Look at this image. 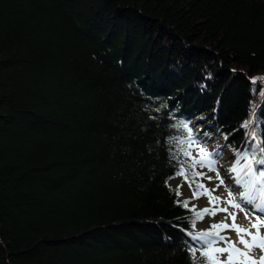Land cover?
Listing matches in <instances>:
<instances>
[{
    "label": "trees",
    "instance_id": "obj_1",
    "mask_svg": "<svg viewBox=\"0 0 264 264\" xmlns=\"http://www.w3.org/2000/svg\"><path fill=\"white\" fill-rule=\"evenodd\" d=\"M210 134L264 159V0H0V264H223Z\"/></svg>",
    "mask_w": 264,
    "mask_h": 264
},
{
    "label": "rangeland",
    "instance_id": "obj_2",
    "mask_svg": "<svg viewBox=\"0 0 264 264\" xmlns=\"http://www.w3.org/2000/svg\"><path fill=\"white\" fill-rule=\"evenodd\" d=\"M190 146V155L202 174V184L205 187L199 199L188 203L190 208L203 212L195 225V234L211 232L209 235L212 238L207 240L216 241L211 247L214 248L215 257L223 264H264L261 259L264 257V219H261L264 215L259 214L260 210L255 208V203H260V200L249 204L241 199L245 192L237 184V172L232 171L235 166L233 151L223 148L220 139L213 135L201 136L199 141L191 140ZM221 147L218 153L217 149ZM213 153L215 162L209 165V154ZM169 186L176 192L179 191L180 200L190 197L188 188L181 181H170ZM251 186L248 183L245 190H250ZM256 189L257 187L252 196H259ZM236 204L241 207H234ZM205 209L208 211L204 212ZM215 225L219 227H214ZM205 240L193 238L194 244L202 245L201 241ZM241 240L246 243H241ZM221 248L225 249L222 253L217 251Z\"/></svg>",
    "mask_w": 264,
    "mask_h": 264
},
{
    "label": "snow or ice",
    "instance_id": "obj_3",
    "mask_svg": "<svg viewBox=\"0 0 264 264\" xmlns=\"http://www.w3.org/2000/svg\"><path fill=\"white\" fill-rule=\"evenodd\" d=\"M253 82H255V81H253ZM260 151L262 153H264V148H261ZM209 155H211V154H209ZM241 158L243 160H245V162H246L245 171L247 172V175L251 178L248 183L249 184H257V182H258V186H257L256 190L259 193L258 199L260 200V203H255V208H256V210H260L262 207H264V170L257 171L256 169L253 168V164L255 163V164H259V165H264V159L256 160L254 156H249L248 154L243 155ZM212 163H214V162L209 161V165H211ZM236 163H237V165H239L240 161L237 160ZM232 171L237 172L238 168L236 166H234L232 168ZM183 174H184V169L181 168L180 172H178L177 175H183ZM197 175H200V174H197ZM185 179H187V176H185ZM209 179H211V178H209ZM221 183H223V180H221ZM237 184H241V181L239 179H237ZM179 187L180 186H178V188ZM179 194L180 193L177 190V195H179ZM193 195L196 196L197 194L194 192ZM241 199L246 200V202L249 204H253L256 201L257 197L252 196L249 192H246V193L242 194ZM233 206L234 207H241V205H239V204H236ZM207 211H208L207 209L204 210V212H207ZM202 214L203 213H200V214H198V216L202 215ZM261 219H264V218H261ZM214 227H219V225H215ZM237 231H239V229ZM207 235H208V233H202L200 235V237H198V239L204 240V238ZM215 242L216 241L205 240L203 246L211 248L212 244ZM241 243H246V242L244 240H241ZM217 251L222 253L225 251V249L221 248V249H217ZM261 259L264 260V257H262Z\"/></svg>",
    "mask_w": 264,
    "mask_h": 264
}]
</instances>
